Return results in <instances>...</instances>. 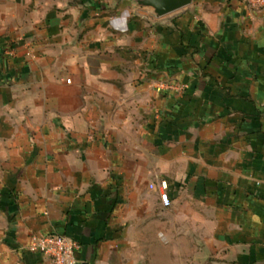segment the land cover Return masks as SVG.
<instances>
[{
    "label": "crops",
    "instance_id": "1",
    "mask_svg": "<svg viewBox=\"0 0 264 264\" xmlns=\"http://www.w3.org/2000/svg\"><path fill=\"white\" fill-rule=\"evenodd\" d=\"M49 233L77 264H264V3L0 0V264H50Z\"/></svg>",
    "mask_w": 264,
    "mask_h": 264
},
{
    "label": "built area",
    "instance_id": "2",
    "mask_svg": "<svg viewBox=\"0 0 264 264\" xmlns=\"http://www.w3.org/2000/svg\"><path fill=\"white\" fill-rule=\"evenodd\" d=\"M248 4L260 5L264 0H244ZM150 189L157 190L163 206L170 205L167 194V186L164 182L155 188L153 185ZM28 249L33 252H39L49 260L50 264H77L75 253L78 245L72 239L55 233H49L44 236H32Z\"/></svg>",
    "mask_w": 264,
    "mask_h": 264
},
{
    "label": "water",
    "instance_id": "3",
    "mask_svg": "<svg viewBox=\"0 0 264 264\" xmlns=\"http://www.w3.org/2000/svg\"><path fill=\"white\" fill-rule=\"evenodd\" d=\"M138 7L148 8L151 13L161 18L190 6L193 0H134Z\"/></svg>",
    "mask_w": 264,
    "mask_h": 264
}]
</instances>
